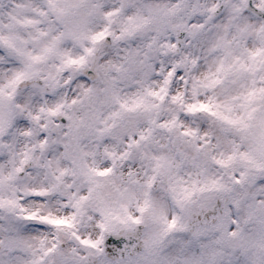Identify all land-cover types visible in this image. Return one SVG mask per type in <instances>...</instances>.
I'll return each instance as SVG.
<instances>
[{"label": "snow or ice", "instance_id": "obj_1", "mask_svg": "<svg viewBox=\"0 0 264 264\" xmlns=\"http://www.w3.org/2000/svg\"><path fill=\"white\" fill-rule=\"evenodd\" d=\"M0 264H264V0H0Z\"/></svg>", "mask_w": 264, "mask_h": 264}]
</instances>
